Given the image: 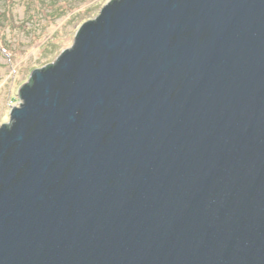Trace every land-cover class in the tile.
Here are the masks:
<instances>
[{"label":"water","instance_id":"water-1","mask_svg":"<svg viewBox=\"0 0 264 264\" xmlns=\"http://www.w3.org/2000/svg\"><path fill=\"white\" fill-rule=\"evenodd\" d=\"M0 128V264H264V0H112Z\"/></svg>","mask_w":264,"mask_h":264},{"label":"rangeland","instance_id":"rangeland-1","mask_svg":"<svg viewBox=\"0 0 264 264\" xmlns=\"http://www.w3.org/2000/svg\"><path fill=\"white\" fill-rule=\"evenodd\" d=\"M112 0H0V128L36 69L73 47L78 30Z\"/></svg>","mask_w":264,"mask_h":264}]
</instances>
